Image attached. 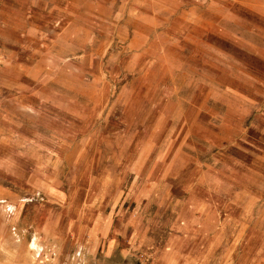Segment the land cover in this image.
<instances>
[{
	"label": "rangeland",
	"instance_id": "obj_1",
	"mask_svg": "<svg viewBox=\"0 0 264 264\" xmlns=\"http://www.w3.org/2000/svg\"><path fill=\"white\" fill-rule=\"evenodd\" d=\"M0 264H264V0H0Z\"/></svg>",
	"mask_w": 264,
	"mask_h": 264
}]
</instances>
